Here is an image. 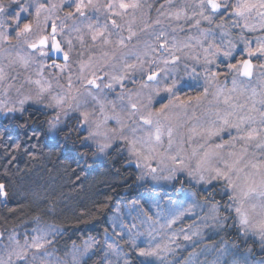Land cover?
Wrapping results in <instances>:
<instances>
[{"label":"snow or ice","instance_id":"6c2138e0","mask_svg":"<svg viewBox=\"0 0 264 264\" xmlns=\"http://www.w3.org/2000/svg\"><path fill=\"white\" fill-rule=\"evenodd\" d=\"M145 7L143 0H59V3L0 0V57L7 60L6 65L0 63V92L5 97L12 90L17 93L11 105L0 102V112L22 114L29 102L42 104L55 110V116L47 122L53 133L63 131L58 128L61 115L77 112L81 130H87L83 140L96 144L98 153H106L119 141L136 167L144 169V174L153 181H171L177 173H186L196 184L210 185L212 193L219 189L227 196L228 202L223 204L225 212H221L220 201H214L203 218L205 223L211 220V226L224 228L232 219V226L238 227L241 235L257 238L264 247V71L258 77V87L250 86L257 71L252 58L264 57V36L255 38V46L243 36L244 31H264V0H195L193 4L164 0L156 9L157 17L151 21L144 18ZM137 13H140L139 30L133 27ZM26 16L33 19L27 21ZM202 22L215 24L222 37H230V28H242L241 52H237L231 38L217 45L213 29L201 27ZM186 27L197 29V34L186 32V38L179 37L177 33L185 32ZM125 31L127 36L123 34ZM141 33L149 39L142 38ZM113 36L117 39L113 40ZM86 38H90V47L96 48L99 56L89 55L84 60L83 52L79 53V71L73 72L74 41L84 48ZM25 46L30 52H24ZM37 55L50 60L52 55L62 56L63 63L52 60L49 65L43 60L37 61ZM237 55L241 58L237 59ZM188 61L193 66L185 75L197 81L195 87H199L202 79L203 91L182 97L179 95L182 88L194 85H184L182 77L177 79L169 74L182 62L187 69ZM225 61L227 71L221 70ZM49 68L55 71L48 72ZM6 69L16 71L17 76L21 75L18 69L29 74L17 84L10 82V79L16 81L17 76L10 77ZM259 69L264 70V63ZM65 72L70 73L66 87L60 83ZM229 75L230 87L226 83ZM74 76L78 84L74 83ZM129 79L138 88H127L125 81ZM117 86L120 91L115 99L109 100L108 94L115 92ZM209 95L217 107L203 123L188 129L189 144L196 137L201 141L189 156L184 148L185 134L181 131L184 122L180 114L202 106ZM157 96H161L157 101L161 106L153 108ZM89 98L94 102L91 106ZM220 104L224 105L223 109L218 107ZM110 120L115 121L112 127H109ZM232 129L235 134L229 131ZM225 131H229L230 139L216 142L214 138ZM192 157L196 158L194 167L188 163ZM8 197L6 184L0 183V201H7ZM187 203L188 207L181 203L172 209L167 206L162 209L155 202L156 219L150 214L151 208L143 213L145 218L141 223H159L160 239L143 247L129 234L126 243H131L136 256L143 258L135 264H171L167 257L180 247L178 240L187 242L200 235L199 227L196 230L191 225L187 229L173 227L184 217L192 216L195 207H202L194 199ZM161 212L167 215L162 217ZM35 219L39 224L40 217ZM33 232L23 243L14 233L9 234L5 248L7 259L0 256V264H49L47 249L53 244L57 230L46 226L36 227ZM117 235L124 239V234ZM148 235L155 240L152 232ZM91 247L86 244L84 252L76 249L78 255H74L73 264H81L79 257ZM106 247L117 256L116 264H119L121 253L117 247L113 243H107ZM123 264L129 261L124 259Z\"/></svg>","mask_w":264,"mask_h":264},{"label":"trees","instance_id":"16d2710c","mask_svg":"<svg viewBox=\"0 0 264 264\" xmlns=\"http://www.w3.org/2000/svg\"><path fill=\"white\" fill-rule=\"evenodd\" d=\"M198 93L187 90L182 96ZM71 126L51 141L46 117L35 109L9 121L0 118V183L9 193L7 201H0V235L22 236L36 227L54 226L57 233L49 248L59 258L108 234L110 216L117 208L133 203L146 207L145 196L151 192L180 198L140 185L135 167L116 150L97 160L83 145V134ZM204 194L201 190L196 195L202 199ZM120 246L129 264L140 259L123 242ZM103 259V251L96 248L81 264H104Z\"/></svg>","mask_w":264,"mask_h":264},{"label":"rangeland","instance_id":"374dc122","mask_svg":"<svg viewBox=\"0 0 264 264\" xmlns=\"http://www.w3.org/2000/svg\"><path fill=\"white\" fill-rule=\"evenodd\" d=\"M47 2V0H45ZM55 3H59V0H53ZM146 7L144 8L145 16L144 18L151 21L154 20L158 13L156 9L159 7L161 3L164 2V0H143ZM177 4H184L189 3L193 4L195 3V0H174ZM147 5H151V7H147ZM65 10H67V7L65 6ZM26 15V14H25ZM63 15V12L61 13ZM93 15V14H89ZM27 21H30L33 19L32 16H26ZM227 19V17H225ZM132 20L131 15L128 17V22ZM219 22V21H218ZM10 23V21H9ZM59 23V21H57ZM69 24H71V21H69ZM125 27H127V22H125ZM133 27L139 30L141 27L140 22V13L136 14V22L133 24ZM159 27V26H158ZM164 27H167V24L164 25ZM201 27L207 29L211 27L214 32V42L219 45L222 41L231 38L237 45V52L240 53L241 50L244 47L243 42L240 41V34L242 31V28H230L228 31L230 32V37H222L220 34V30L215 27V24L208 25L206 22H202ZM50 30V29H49ZM67 32V29L65 30ZM188 32L190 34L196 35L197 29L195 28H187L185 29V32H178V36L181 38H186L185 33ZM13 36L15 35L14 32L12 33ZM125 36H127V32L125 31L123 33ZM63 35V34H62ZM142 38L149 39V37H146L144 33L140 34ZM169 39H171V31L168 30ZM243 36L251 40L252 45L255 46V38L258 36H264V31H256V32H243ZM117 39V37L113 36V40ZM151 39H154L151 38ZM87 44L84 48H81L78 42L74 41L75 48L72 53V56L74 60L71 62V69L73 72L79 71V64L78 61L81 59L79 53L83 52V59L87 60L89 55H93L94 57L99 56V52L96 48L90 47L91 40L90 38H86ZM12 43H15L13 40ZM132 43H135V40L132 41ZM4 47H7V45H4ZM65 47H67L65 45ZM24 52L28 53L30 52L27 47H24ZM235 55V53H234ZM237 59L241 58L240 55L236 56ZM37 61L43 60L44 63H48L47 57H39L36 56ZM219 60H223V57H220ZM252 61L254 65L257 66L256 75L253 77L252 81L250 82V86L252 87H258V77L260 75L261 70L259 69V65L261 63H264V57H253ZM0 63L7 64V60L0 57ZM188 68H185L184 63H180L174 71H172L169 76L170 77H176L177 79L183 78L181 81L182 84H192L194 87H183L182 90L179 92V95L182 96L183 91H203V80L201 79L199 81V87H195L197 81L193 79L192 76L185 75L186 72H190L191 68L193 66L192 61H188ZM227 63V61L224 62V64L221 65V70L227 71L226 67L224 66ZM35 67V65L33 66ZM214 67V66H212ZM197 69L200 70L199 66H197ZM6 71L9 72L10 77L11 76H17L16 71H12L11 69H6ZM18 71L21 73V75L17 76L16 81H11L13 83L19 84L23 79L24 75H27L29 73H25L23 69H18ZM48 72L55 71L52 68L47 69ZM69 72H65L62 74V78L60 80L61 84H64L65 87L67 86V79L66 77L69 75ZM139 77L137 76V79ZM224 77H221V80H224ZM74 83L78 84V81L75 80V76L73 77ZM227 85L231 86V76L229 75L226 80ZM125 84L127 88L135 90L138 88L137 84H133L131 82V79L125 81ZM27 85L25 86V92L27 91ZM57 91H60L59 88L56 89ZM96 91V90H93ZM107 91V90H105ZM119 86H117L116 91L108 94V99L112 100L116 98V93L119 92ZM183 93V95H185ZM187 95V94H186ZM185 95V96H186ZM161 96L166 97V93H161ZM161 96H157L154 98L152 107L153 108H159L161 105L157 103L161 99ZM182 96V97H185ZM17 99V93L15 90H12L9 92L8 96L5 97L2 92H0V102H5L11 105L15 100ZM208 101H213V98L211 95L208 97ZM206 101L202 106H196L194 108H190L187 112V114L181 113L180 114V120L184 122V128L181 129L182 132L185 134V144L184 148L187 150V153L189 156H191V152L193 148L198 147V143H200V138L196 137L191 144L187 142V135H188V129L192 127L193 125L197 123H203L206 119H208L209 115L211 114V111L214 110L217 105L214 103H209ZM164 103L167 102V99L163 101ZM83 103V102H82ZM89 106L93 105L94 102L91 101L89 98ZM220 109L224 108L223 104H220L218 106ZM26 109H35L39 111L42 115L46 117V134L48 140H55L57 137V134L61 131H57L56 133H53L49 131L48 126V120L52 119L55 116V110L49 109L43 107L42 104L39 103H33L29 102L25 105ZM21 116V113H8L5 115L4 112H0V118L3 120H12L15 117ZM78 116L79 114L77 112H69L67 116L61 115V123L58 125L59 129H63V131H66V129L71 128L73 125L75 128L78 129V131L83 134V137L87 135V130H81L82 126L78 122ZM115 125V121H109V127H112ZM233 134H235V130H229ZM229 131H225L221 133L220 137H215L216 142H220L221 140H228L230 139ZM167 137H165L166 141ZM83 145L90 148L94 151V158L97 160H103L107 157L109 153H111L113 150H116L117 152L121 153L126 157L128 160V163L135 167L137 171V176L139 177L138 183L142 186H149L153 189H162L167 192V194H180L179 199H170L161 197L157 192H151L145 196L146 200V207H142L139 204H131L128 206H123L120 208H117L109 219V226L110 231L108 234H105L100 240H88L85 241L81 246L74 247L70 250L68 254H66L63 258L57 257L52 250L48 247L47 249V260L49 261V264H73V257L74 255H78L76 253V249H79L80 252H84V249L86 247V244H91L92 247L89 249L87 254L83 255L82 257H79L81 259V263L85 257H87L94 249L99 248L101 251H103L104 264H116L117 262V256L115 254H112L108 252L106 244L107 243H113L114 246L117 247L118 251L121 253V259L119 260V264H123V260L126 259V255L123 253L122 247L120 246V242H123L125 245H127L128 249H130L134 254L135 250L132 247L131 243H126V240L128 239L129 234L133 236L136 240L137 245H141L143 247H148L149 244H154L156 241L160 239L159 234V223L157 224H151V223H141V220L145 217L143 216L144 212H147L149 208H151V215L153 216V219H156V212L157 209L155 207V202H159L161 205V208L163 209L165 206L167 208L172 209L175 206L183 203L184 207H188V200H195L198 204H200L202 207H195L193 209V215L184 217L182 222L178 223L177 225H174V228H180L183 227L187 229L189 225L192 226V230H196L197 227H199L200 235L194 236L191 241H184L183 239L178 240V244L180 247L176 250V253L174 255H169L167 257L168 261L171 262V264H217V261H219V264H264V247L261 246L260 241L249 235L247 237L241 235L238 227H234L233 220L229 219L227 221V226L224 228H218L215 226H211L213 222L211 220H208L207 223L203 220L206 213L208 212L209 208L211 207V204L214 201H220L221 203V212L224 213L225 210L223 209V204L227 201V196L223 195L219 192V189H217L216 193L210 194V185H200L196 184L194 181L190 180L186 173H177L176 178L171 181H153L150 176L145 175V170L142 168H137L135 161L133 158L129 157L127 149L120 144L119 141L114 142L113 147L108 149L106 153L100 154L96 151V144L92 143L91 141L85 142L83 140ZM196 158L192 157L190 160H188V163H190L193 167L195 166ZM156 166L155 161H153V167ZM215 183V182H214ZM204 191V197L200 199L197 195L192 196L190 194L195 193L197 194L198 191ZM212 193V192H211ZM230 203V202H229ZM167 213L161 212V216H165ZM234 215V213L232 214ZM163 222V220H161ZM153 229H156V231H153ZM149 232L153 233V236H155V240L151 239L148 235ZM117 233L124 234V239H121V236H118ZM139 233L140 235H137ZM35 233L33 231L30 232V234L17 236V238L20 240L21 243H23V240L26 236L30 237L34 235ZM8 235L0 237V256H3L5 259H7L5 248L8 244ZM175 247V245H173ZM107 253V257H106ZM136 255V254H135ZM139 258V257H138ZM143 259V258H140Z\"/></svg>","mask_w":264,"mask_h":264},{"label":"water","instance_id":"95a60500","mask_svg":"<svg viewBox=\"0 0 264 264\" xmlns=\"http://www.w3.org/2000/svg\"><path fill=\"white\" fill-rule=\"evenodd\" d=\"M52 60H55L56 62H63V58H62V56H57V55H52V59H51V61ZM52 63V62H51ZM0 237H1V235H0Z\"/></svg>","mask_w":264,"mask_h":264},{"label":"flooded vegetation","instance_id":"af4514ba","mask_svg":"<svg viewBox=\"0 0 264 264\" xmlns=\"http://www.w3.org/2000/svg\"><path fill=\"white\" fill-rule=\"evenodd\" d=\"M58 38H60V37H58ZM51 60H48V63H49V65L51 64ZM57 63H63V62H57Z\"/></svg>","mask_w":264,"mask_h":264}]
</instances>
